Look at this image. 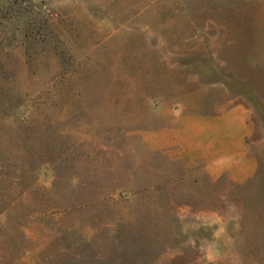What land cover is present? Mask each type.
<instances>
[{
    "label": "rangeland",
    "instance_id": "1",
    "mask_svg": "<svg viewBox=\"0 0 264 264\" xmlns=\"http://www.w3.org/2000/svg\"><path fill=\"white\" fill-rule=\"evenodd\" d=\"M0 264H264V0H0Z\"/></svg>",
    "mask_w": 264,
    "mask_h": 264
},
{
    "label": "crops",
    "instance_id": "2",
    "mask_svg": "<svg viewBox=\"0 0 264 264\" xmlns=\"http://www.w3.org/2000/svg\"><path fill=\"white\" fill-rule=\"evenodd\" d=\"M209 134L204 135L202 145L196 147L204 153L207 167L214 174L243 181L255 170L254 159L245 149V137L248 132L246 111L234 106L216 116L210 117ZM200 146V147H199ZM231 166L236 170H231Z\"/></svg>",
    "mask_w": 264,
    "mask_h": 264
}]
</instances>
